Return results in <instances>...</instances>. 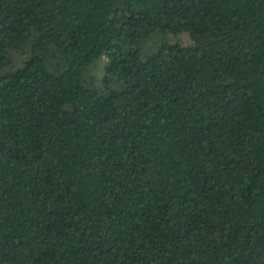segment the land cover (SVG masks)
<instances>
[{
    "label": "trees",
    "instance_id": "1",
    "mask_svg": "<svg viewBox=\"0 0 264 264\" xmlns=\"http://www.w3.org/2000/svg\"><path fill=\"white\" fill-rule=\"evenodd\" d=\"M0 264H264V0H0Z\"/></svg>",
    "mask_w": 264,
    "mask_h": 264
},
{
    "label": "rangeland",
    "instance_id": "2",
    "mask_svg": "<svg viewBox=\"0 0 264 264\" xmlns=\"http://www.w3.org/2000/svg\"><path fill=\"white\" fill-rule=\"evenodd\" d=\"M175 40H181L183 43H192L193 41L194 42L199 41V39L195 35H192V34L167 35L165 37L160 38L159 40L157 39V40L153 41L152 46L149 49L145 48L144 52L145 53H152L158 48L159 44L162 41L171 42V41H175Z\"/></svg>",
    "mask_w": 264,
    "mask_h": 264
}]
</instances>
